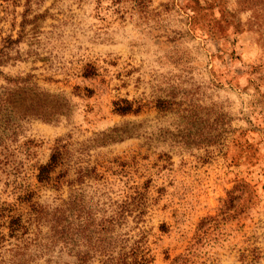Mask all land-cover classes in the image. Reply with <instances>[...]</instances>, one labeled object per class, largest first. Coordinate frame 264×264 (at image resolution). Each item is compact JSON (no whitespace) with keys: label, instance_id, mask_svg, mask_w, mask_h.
<instances>
[{"label":"rangeland","instance_id":"obj_1","mask_svg":"<svg viewBox=\"0 0 264 264\" xmlns=\"http://www.w3.org/2000/svg\"><path fill=\"white\" fill-rule=\"evenodd\" d=\"M7 37L0 85L28 75L63 112H0V264L9 217L70 193L143 210L147 264H264V0H0Z\"/></svg>","mask_w":264,"mask_h":264},{"label":"trees","instance_id":"obj_2","mask_svg":"<svg viewBox=\"0 0 264 264\" xmlns=\"http://www.w3.org/2000/svg\"><path fill=\"white\" fill-rule=\"evenodd\" d=\"M18 39L7 37L0 48V62L7 54V47ZM84 75L92 74V67ZM0 85V112L29 116L45 121L55 120L63 112L57 103V95L39 90L25 77L5 78ZM114 112L123 115L135 110L126 99L113 102ZM62 153L54 147L43 164L37 166L36 180L46 181L58 166ZM94 167H84L80 176L89 175ZM78 198L70 193L59 205L44 207L31 203L25 220L21 214L10 216L6 222L7 235L13 237L8 253L11 264H147L142 222L143 210L133 215V225L127 217L132 206L124 201L121 205L98 207L75 205ZM43 225L44 231L40 229Z\"/></svg>","mask_w":264,"mask_h":264}]
</instances>
